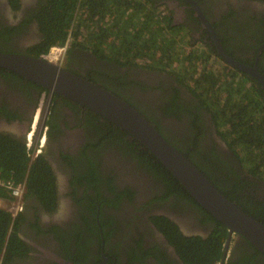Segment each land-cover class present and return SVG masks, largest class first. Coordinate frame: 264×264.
I'll list each match as a JSON object with an SVG mask.
<instances>
[{
    "label": "flooded vegetation",
    "instance_id": "flooded-vegetation-1",
    "mask_svg": "<svg viewBox=\"0 0 264 264\" xmlns=\"http://www.w3.org/2000/svg\"><path fill=\"white\" fill-rule=\"evenodd\" d=\"M151 3L169 16L171 27L187 34L191 44L200 41L223 59L205 26L209 24L225 54L242 65L255 66L264 77V0ZM50 7V0H0V52L32 56L30 51L45 39L40 21ZM69 50L70 68L78 72L75 75L115 95L121 93L119 97L178 150L177 139L186 140L192 132L191 116L186 112L198 110L204 132L202 148L213 147L226 165L210 162L218 170L229 168L246 176L252 185L242 188L244 194L264 199V182L241 168L217 133L208 110L176 76L159 68L123 66L92 50ZM68 55L66 52L62 67L70 71L64 66ZM225 65L241 71L227 61ZM6 72L0 71V135L24 145L32 160L41 159L38 182L28 190L18 227L25 251L9 264H185L161 232L163 226L151 217H165L182 237L204 238L214 227L205 212L169 188L149 162V153L116 125ZM246 76L255 82L264 100L261 85ZM175 90V103L185 108L178 112L179 117L166 107ZM37 185V193L52 188L50 196L35 194ZM252 248L242 236L227 231L216 264H264V256Z\"/></svg>",
    "mask_w": 264,
    "mask_h": 264
},
{
    "label": "trees",
    "instance_id": "trees-1",
    "mask_svg": "<svg viewBox=\"0 0 264 264\" xmlns=\"http://www.w3.org/2000/svg\"><path fill=\"white\" fill-rule=\"evenodd\" d=\"M50 3V11L40 21L45 39L30 51L32 56L44 55L51 47L68 41L66 68H70L69 48L77 47L92 50L123 66L142 65L172 73L198 99L200 106L208 110L217 133L236 155L241 168L264 182V100L255 82L245 72L225 65V61L202 42L191 44L187 34L171 27L169 16L162 15L159 12L162 9L154 7L151 0H50ZM0 71L7 70L0 68ZM70 72L78 74L71 68ZM5 75L24 79L12 71ZM30 84L39 87L40 91L43 88L33 82ZM177 97L175 90V97L166 107L179 117L178 112L185 108L175 103ZM186 113L192 119V123L189 119L192 132H188L186 140L177 139L179 150L227 199L235 201L247 214L264 223V199L259 201L257 195L244 194L242 188L252 185L246 176L229 168L218 170L214 164H226L213 147L202 148L204 132L198 123L199 111ZM121 132L128 135L124 130ZM144 151L149 153L145 148ZM149 155L152 158L149 162L159 171L160 179L203 210L206 220L213 222L214 227L204 238L182 237L165 217H151L152 222L163 226L161 232L170 239L185 264L218 263L223 253L226 227L205 211L153 154ZM31 157L24 145L0 135V179L23 185L24 200L30 193V186L38 182L36 176L41 168V159L32 160ZM39 189L37 185L34 191L39 197L50 196L52 191L48 187L37 193ZM9 194L8 189L0 187V264H9L25 251L24 242L18 236L23 216L21 211L13 214L10 210L12 198ZM252 249L264 256L254 247Z\"/></svg>",
    "mask_w": 264,
    "mask_h": 264
},
{
    "label": "water",
    "instance_id": "water-1",
    "mask_svg": "<svg viewBox=\"0 0 264 264\" xmlns=\"http://www.w3.org/2000/svg\"><path fill=\"white\" fill-rule=\"evenodd\" d=\"M197 14L199 15L198 11ZM205 26L209 29L217 53L230 65L255 79L264 89V77L256 67L232 60L222 50L218 36L209 24L206 23ZM0 68L40 85L50 95L57 94L67 98L124 130L153 154L189 195L226 227L229 235L242 236L264 255V223L227 199L148 119L125 100L41 56L0 52ZM6 128L10 129V126Z\"/></svg>",
    "mask_w": 264,
    "mask_h": 264
},
{
    "label": "built area",
    "instance_id": "built-area-1",
    "mask_svg": "<svg viewBox=\"0 0 264 264\" xmlns=\"http://www.w3.org/2000/svg\"><path fill=\"white\" fill-rule=\"evenodd\" d=\"M68 47V41H66L63 45L51 47L49 52L42 55V57L61 66L64 62ZM0 187L3 189H8L10 191L9 195L12 198V202L10 203L9 208L13 211V214L17 213V211H21L23 207V185H14L10 181H4L0 179Z\"/></svg>",
    "mask_w": 264,
    "mask_h": 264
},
{
    "label": "clouds",
    "instance_id": "clouds-1",
    "mask_svg": "<svg viewBox=\"0 0 264 264\" xmlns=\"http://www.w3.org/2000/svg\"><path fill=\"white\" fill-rule=\"evenodd\" d=\"M163 11V10H162ZM161 13V10L159 11ZM23 195H24V191H23ZM23 204H24V196H23Z\"/></svg>",
    "mask_w": 264,
    "mask_h": 264
}]
</instances>
